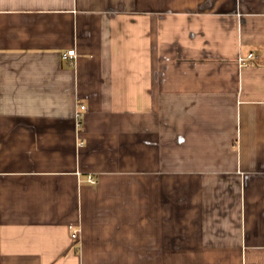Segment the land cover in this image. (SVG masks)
I'll return each instance as SVG.
<instances>
[{
    "label": "crops",
    "instance_id": "1",
    "mask_svg": "<svg viewBox=\"0 0 264 264\" xmlns=\"http://www.w3.org/2000/svg\"><path fill=\"white\" fill-rule=\"evenodd\" d=\"M0 264H264V0H0Z\"/></svg>",
    "mask_w": 264,
    "mask_h": 264
},
{
    "label": "built area",
    "instance_id": "2",
    "mask_svg": "<svg viewBox=\"0 0 264 264\" xmlns=\"http://www.w3.org/2000/svg\"><path fill=\"white\" fill-rule=\"evenodd\" d=\"M76 57V50L75 48H71V49H68L66 52L63 53V58H65L66 60L70 61V63H73L74 59ZM252 57V54L249 55V58ZM85 106L84 105H81L80 106V110L84 109ZM78 116H80V112L77 113ZM90 181L93 182L94 181V178L92 176L89 177ZM76 231L74 232V235L76 236Z\"/></svg>",
    "mask_w": 264,
    "mask_h": 264
}]
</instances>
